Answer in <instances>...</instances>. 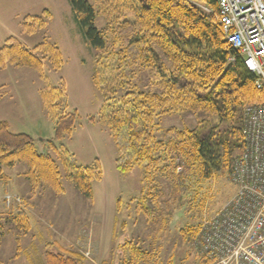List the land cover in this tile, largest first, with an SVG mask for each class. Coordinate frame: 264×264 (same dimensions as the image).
<instances>
[{
    "label": "trees",
    "instance_id": "1",
    "mask_svg": "<svg viewBox=\"0 0 264 264\" xmlns=\"http://www.w3.org/2000/svg\"><path fill=\"white\" fill-rule=\"evenodd\" d=\"M69 1L86 42L97 51L93 83L108 104L99 117L89 116L88 121L110 128L120 172L143 165L138 209L154 218L156 210L162 209V203L169 205L171 198L170 205L203 207L206 189L211 191L217 175L229 176L235 157L244 148L245 107L264 100V90L256 85L258 76L226 39L217 1ZM98 16L104 17L107 26H96ZM51 18L48 9L43 17L27 16L22 32L31 34ZM110 32L115 37L114 50H108ZM112 55L114 66L108 64ZM46 61L54 70L64 64L61 48L48 40L31 50L10 36L0 48V67L10 63L42 72ZM42 95L54 120L55 136L49 146L57 150L56 141L71 136L82 117L77 109L66 110L65 86H49ZM173 114L192 115L196 124L163 127V118ZM17 162L28 165L26 177L33 188L44 185L56 194L65 192L57 161L42 153L31 135L13 133L8 122L1 121L0 174L2 166ZM103 176L99 159L90 166H77L69 174L87 200L93 199L92 182ZM202 194L205 198L197 199ZM116 208L119 212L120 199ZM15 220L19 228L29 227L22 207ZM200 226L191 225L181 230L182 235L194 239ZM50 245H57L60 251H46L44 264H84L86 260L82 252L64 248L57 241ZM119 248V264H150L154 258L153 247H146L142 239L128 240ZM201 259L208 264L206 257Z\"/></svg>",
    "mask_w": 264,
    "mask_h": 264
},
{
    "label": "rangeland",
    "instance_id": "2",
    "mask_svg": "<svg viewBox=\"0 0 264 264\" xmlns=\"http://www.w3.org/2000/svg\"><path fill=\"white\" fill-rule=\"evenodd\" d=\"M45 9L51 11L52 18L35 32L23 33L24 19L43 17ZM95 24L98 28L107 26L102 16L97 17ZM10 36L19 38L31 50L45 40L56 43L62 50L64 64L59 70H54L48 61L42 72L10 63L0 67V122H8L13 133L31 135L37 148L57 161L65 192L56 194L44 185L33 188L26 177L25 162L2 166L0 264H44L46 251H60L57 245L48 246L54 241L82 252L86 257L84 264H119L120 245L138 239L144 240L146 247H153L150 264H203L204 256L196 247V238L182 235L181 230L196 227L232 199L236 185L231 172L228 177L216 176L211 191L209 187L205 191L203 207L187 203L170 205L171 198L169 205L162 203V209L149 218L148 213L138 209L144 187L143 165L120 172L116 167L118 149L110 128L99 121H88L89 116L99 117L108 104L93 83L97 51L86 42L70 1L0 0V48ZM108 39V50L117 49L113 48L115 37L111 32ZM113 57L108 62L112 66ZM49 86H65L66 110L77 109L82 117L71 136L56 141L57 150L49 146L55 136L54 120L42 95ZM184 124L195 126L196 120L192 115L173 114L165 116L162 122L165 128ZM96 159L104 176L101 181L92 182L93 199L87 200L77 191L69 174L77 166L92 165ZM21 207L28 214L27 229L19 228L15 220Z\"/></svg>",
    "mask_w": 264,
    "mask_h": 264
},
{
    "label": "built area",
    "instance_id": "3",
    "mask_svg": "<svg viewBox=\"0 0 264 264\" xmlns=\"http://www.w3.org/2000/svg\"><path fill=\"white\" fill-rule=\"evenodd\" d=\"M216 1L227 41L264 90V0ZM242 133L244 148L231 169L236 192L195 239L208 264H264V100L245 107Z\"/></svg>",
    "mask_w": 264,
    "mask_h": 264
}]
</instances>
